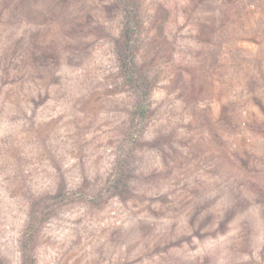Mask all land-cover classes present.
Returning a JSON list of instances; mask_svg holds the SVG:
<instances>
[{
    "label": "rangeland",
    "instance_id": "1",
    "mask_svg": "<svg viewBox=\"0 0 264 264\" xmlns=\"http://www.w3.org/2000/svg\"><path fill=\"white\" fill-rule=\"evenodd\" d=\"M140 4L151 116L106 190L133 104L115 1L0 0L1 263L42 209L34 264H264V0Z\"/></svg>",
    "mask_w": 264,
    "mask_h": 264
},
{
    "label": "trees",
    "instance_id": "2",
    "mask_svg": "<svg viewBox=\"0 0 264 264\" xmlns=\"http://www.w3.org/2000/svg\"><path fill=\"white\" fill-rule=\"evenodd\" d=\"M114 1L119 16V31L114 42L115 54L119 62L122 81L133 92V104L129 113V137L126 139L128 147H120L114 170L107 179L106 190L125 189L128 187V181H125L127 175L124 173L126 166L130 162L128 149H132L138 142L151 116L150 74L137 58V50L143 32L140 0ZM63 16L67 18L66 21L72 27L77 24L76 19L69 12H65ZM63 194L64 196L68 195L60 187L56 195H60L62 198ZM75 196H79V194L76 193ZM38 204V200L35 199L33 206L38 208ZM44 214L45 211L42 209L36 211L33 209L22 230L20 240L22 248L21 264H34V248L38 231L46 220ZM0 264L3 263L0 262Z\"/></svg>",
    "mask_w": 264,
    "mask_h": 264
}]
</instances>
